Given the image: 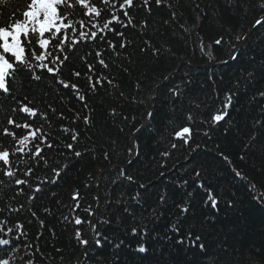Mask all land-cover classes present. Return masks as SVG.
<instances>
[{"label": "trees", "instance_id": "16d2710c", "mask_svg": "<svg viewBox=\"0 0 264 264\" xmlns=\"http://www.w3.org/2000/svg\"><path fill=\"white\" fill-rule=\"evenodd\" d=\"M262 2L162 0L159 7L151 3L150 15L143 8L131 10L137 27L126 32L128 47L119 56L105 53L107 70L96 65L97 74L103 71L113 83L87 95V109L49 77L35 82L20 72L9 87L17 100L47 113L48 121L31 122L56 136L58 148L45 153L48 166L36 168L31 187L17 186L0 173V222H7L0 238L11 241L0 245V259L10 264H264V26L248 32L264 16ZM26 3L0 5V26ZM87 50L81 47L62 73L84 92L86 80L71 72L75 67L83 76L86 68L78 57ZM229 93L235 95L228 115L210 123ZM15 106L0 97V127L7 126L9 115L19 122L26 118L11 112ZM185 126L192 129L187 144L176 136ZM62 127L79 133L74 148L80 157L66 149L73 141ZM0 142L11 146L10 137L0 136ZM17 178L25 177L18 173ZM208 190L218 198L216 208L205 202ZM77 218L83 223L76 224ZM8 228L13 231L5 234ZM77 231L88 245L76 238ZM196 236L200 240L192 247ZM181 238L185 242L178 244ZM141 243L146 253L135 251Z\"/></svg>", "mask_w": 264, "mask_h": 264}, {"label": "snow or ice", "instance_id": "6c2138e0", "mask_svg": "<svg viewBox=\"0 0 264 264\" xmlns=\"http://www.w3.org/2000/svg\"><path fill=\"white\" fill-rule=\"evenodd\" d=\"M6 3L7 0H0V5ZM151 3L159 7L162 0H140L139 4L137 0H27L19 15L16 12L10 14L9 22L0 26V97L12 99L16 106L12 107L11 112L16 113L18 111L25 114L26 118L23 122H19L14 116L9 115L7 126L0 127V136L11 138L9 148H5L3 143L0 142V173L4 177L13 179L17 186L31 187L29 178L33 176L36 168L41 164L48 166L50 157L46 156L45 153L58 148V144L54 143L56 136L44 131L42 126H35L31 122L37 119L48 121L47 113L31 107V101L25 103L17 100L9 87L10 82L14 83L20 72L30 73L31 81L35 82H40L47 76L54 83L62 86L63 89H69L74 97L87 109L86 96L97 92L98 88H102L105 82L109 85L113 83L111 79L104 75L103 71L97 74L96 65H99L103 70H107L109 63L106 62L105 53H114L119 56V50L128 47L130 41L126 32L137 27L133 15L130 14L131 10L143 8L150 15L152 11ZM260 7L264 8V2L260 4ZM77 16L80 18L77 19ZM256 25L264 26V19H257L254 26ZM143 26H147L146 22ZM110 36L115 39L110 38ZM34 41L35 46H33ZM222 41L223 37L217 39L215 44L220 45ZM145 44L147 45L148 42L145 41ZM94 45L95 47H93ZM81 47L88 49L78 57L85 66L86 71L82 76L81 71L73 67L71 76L86 80L87 92H84L77 83H71L62 78L63 69L72 64V57L79 53ZM140 50L143 52L147 49L141 48ZM154 52H159V49H155ZM93 57L95 58L94 63H90L89 60ZM231 59L235 60L237 56L232 55ZM233 95L235 94H226L223 110L214 114L210 123L218 124L224 120L228 115L227 109L232 106ZM260 95L264 96V92H261ZM24 100L26 101L27 97ZM51 110L52 112L56 111L55 109ZM61 118H63L62 114ZM77 119H79V114H77ZM187 119L189 121L193 120L191 114L187 116ZM83 122L86 126L90 125V116H84ZM13 128L22 129L25 134L17 136L16 132L12 130ZM60 131L64 134H70L73 141V143L65 145L66 149L76 157H80L82 153L74 148V144L79 142V133L75 129L67 127H62ZM191 134L192 129L185 126L176 133V136L187 144ZM172 147L175 148L177 145L173 144ZM105 158H107V154ZM21 165H23V168H21ZM52 171L56 176L60 175L59 169L53 168ZM18 173L25 178H17ZM121 175H124L123 171ZM235 175L241 176V173L236 172ZM197 176H199V173H197ZM127 179L131 180L132 177L129 176ZM45 182L41 181L40 184ZM0 183H3V181L0 180ZM40 184H36L33 188L34 192L41 191ZM198 187L203 188L204 186L198 185ZM22 192L23 188H20L18 194H22ZM77 198V196L73 197V199ZM161 199L163 200V197ZM208 201L211 202V207H217L218 198L211 190L207 192L205 202ZM19 210L15 209V211ZM182 211L187 212L188 209L183 208ZM32 214L35 216L34 212ZM6 223V221L0 222V232L5 231L4 225ZM75 223L81 224L83 221L77 218ZM41 225L43 226L42 221ZM17 227L22 229L23 225L18 223ZM172 228L179 232L175 225H172ZM12 231L11 228H8L5 234ZM131 231L133 235L137 233L136 228ZM144 234L146 235V232ZM96 235L99 237L100 234L97 233ZM76 238L82 245L89 244L88 240L81 238L79 231L76 232ZM188 238L191 239V233L188 234ZM199 240L200 237L196 236L191 241V246L196 247ZM184 242V238L177 241L178 244ZM10 243L11 241L0 238V245ZM121 243L123 242L121 241ZM95 244L100 246L101 239L97 238ZM116 247L119 248L120 244H117ZM199 249L203 252L205 250L204 245L199 244ZM135 251L146 253L148 249L141 243ZM0 264H10V261L0 259Z\"/></svg>", "mask_w": 264, "mask_h": 264}, {"label": "water", "instance_id": "95a60500", "mask_svg": "<svg viewBox=\"0 0 264 264\" xmlns=\"http://www.w3.org/2000/svg\"><path fill=\"white\" fill-rule=\"evenodd\" d=\"M260 19H264V16L263 17H261ZM255 25V24H254ZM254 25L250 28V30L248 31L249 33L253 30V28H254ZM248 33V34H249ZM246 38H244L242 41H241V43L237 46V48H239L240 47V45L243 43V41L245 40ZM134 150H135V148H134V144H132V153H134Z\"/></svg>", "mask_w": 264, "mask_h": 264}, {"label": "bare ground", "instance_id": "6f19581e", "mask_svg": "<svg viewBox=\"0 0 264 264\" xmlns=\"http://www.w3.org/2000/svg\"><path fill=\"white\" fill-rule=\"evenodd\" d=\"M239 50V48L236 47V52ZM144 127V126H143Z\"/></svg>", "mask_w": 264, "mask_h": 264}]
</instances>
